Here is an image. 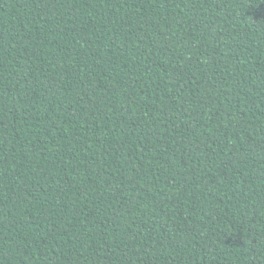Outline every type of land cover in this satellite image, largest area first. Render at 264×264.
Segmentation results:
<instances>
[{
	"label": "trees",
	"instance_id": "obj_1",
	"mask_svg": "<svg viewBox=\"0 0 264 264\" xmlns=\"http://www.w3.org/2000/svg\"><path fill=\"white\" fill-rule=\"evenodd\" d=\"M0 264H264V0H0Z\"/></svg>",
	"mask_w": 264,
	"mask_h": 264
}]
</instances>
